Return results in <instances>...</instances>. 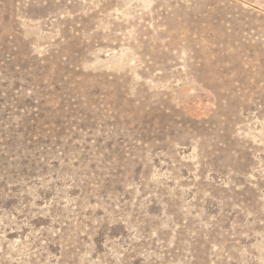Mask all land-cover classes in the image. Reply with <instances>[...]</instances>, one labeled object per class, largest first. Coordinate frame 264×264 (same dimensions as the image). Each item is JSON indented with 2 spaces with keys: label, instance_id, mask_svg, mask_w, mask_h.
<instances>
[{
  "label": "rangeland",
  "instance_id": "obj_1",
  "mask_svg": "<svg viewBox=\"0 0 264 264\" xmlns=\"http://www.w3.org/2000/svg\"><path fill=\"white\" fill-rule=\"evenodd\" d=\"M0 264H264V0H0Z\"/></svg>",
  "mask_w": 264,
  "mask_h": 264
}]
</instances>
